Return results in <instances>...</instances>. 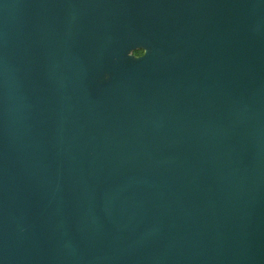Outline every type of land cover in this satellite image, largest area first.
Here are the masks:
<instances>
[{"label": "water", "instance_id": "water-1", "mask_svg": "<svg viewBox=\"0 0 264 264\" xmlns=\"http://www.w3.org/2000/svg\"><path fill=\"white\" fill-rule=\"evenodd\" d=\"M0 264H264V0H0Z\"/></svg>", "mask_w": 264, "mask_h": 264}, {"label": "trees", "instance_id": "trees-1", "mask_svg": "<svg viewBox=\"0 0 264 264\" xmlns=\"http://www.w3.org/2000/svg\"><path fill=\"white\" fill-rule=\"evenodd\" d=\"M134 54H135L136 56H141V55L144 54V51H143L142 49H138V50H135V51H134Z\"/></svg>", "mask_w": 264, "mask_h": 264}]
</instances>
